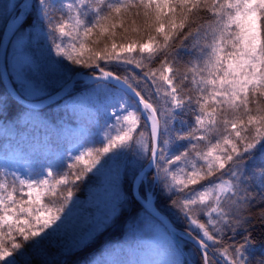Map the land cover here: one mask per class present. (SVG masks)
<instances>
[{"label":"snow or ice","instance_id":"1","mask_svg":"<svg viewBox=\"0 0 264 264\" xmlns=\"http://www.w3.org/2000/svg\"><path fill=\"white\" fill-rule=\"evenodd\" d=\"M0 22V119L82 138L63 170L0 169V264H115L128 234L160 264H264V0H0Z\"/></svg>","mask_w":264,"mask_h":264},{"label":"rangeland","instance_id":"2","mask_svg":"<svg viewBox=\"0 0 264 264\" xmlns=\"http://www.w3.org/2000/svg\"><path fill=\"white\" fill-rule=\"evenodd\" d=\"M7 52L12 73L15 75L12 68L11 48ZM102 124L103 121L99 123L92 121L89 124L87 133L89 139L99 140ZM72 127L75 128V126ZM29 139H33V142ZM81 142V135L75 130L57 136L54 133L46 134L43 130L33 129V134H29L24 129L19 130L12 121L7 120L5 123L3 119H0V168L27 176L51 166L54 159L61 158L67 161L66 152L73 151L76 145ZM96 146H100L99 143ZM33 150L41 157L35 158L32 154ZM91 197L92 187L85 199L76 198L87 207ZM53 247L55 246L53 245ZM111 247L113 251L106 258L114 261L115 264H160L165 258L162 254L139 250L136 248L134 239L114 243Z\"/></svg>","mask_w":264,"mask_h":264},{"label":"trees","instance_id":"3","mask_svg":"<svg viewBox=\"0 0 264 264\" xmlns=\"http://www.w3.org/2000/svg\"><path fill=\"white\" fill-rule=\"evenodd\" d=\"M2 30H3V23L0 22V37H1ZM46 44H47V42L45 41V48H46ZM9 48H11V45L10 44L8 46V49ZM6 67H7V70H8V73L10 75L11 80H13L14 74L12 73L11 66H10V59H8V58L6 59ZM5 89H6L5 84L2 81V78H1V75H0V92H3ZM18 111H19V109H17L16 111L11 112L9 114L7 120L14 121L15 118H16V115H17ZM186 119H188V118L186 117ZM17 127H18L19 130H23V129H26V128L30 127V126L29 125L25 126L23 123H21ZM177 127H179V124H177ZM36 156H38L37 153H36ZM65 162H66V160L57 158V159L54 160V163H53L52 166L58 167L61 170H63V166H64ZM258 162H259V160L256 161V163H258ZM91 187H92V185H90V184H82L81 187H80V189L76 192V197L77 198H80L81 200L82 199H85L86 196H87V194H88V191H89V189ZM159 206H160V208L164 212H166V213L169 212V209L165 206V203L163 202V200L160 201ZM132 239H134V238L132 237L131 234L123 235V236H118V237H115L114 238V243H118V242H122V241H127V240H132ZM256 241H257V247H256V250H255V256L257 258H259V256L261 255V253L264 252V249H261L259 247V226L258 225H257ZM28 254H31V250H29V253Z\"/></svg>","mask_w":264,"mask_h":264},{"label":"water","instance_id":"4","mask_svg":"<svg viewBox=\"0 0 264 264\" xmlns=\"http://www.w3.org/2000/svg\"><path fill=\"white\" fill-rule=\"evenodd\" d=\"M4 33V30H3ZM2 33V37L0 40V73H1V77L2 80L4 81V84L6 86L7 89H11L12 82L9 79V76L7 74L6 68H5V49H7L8 46V41L4 38V35Z\"/></svg>","mask_w":264,"mask_h":264},{"label":"bare ground","instance_id":"5","mask_svg":"<svg viewBox=\"0 0 264 264\" xmlns=\"http://www.w3.org/2000/svg\"><path fill=\"white\" fill-rule=\"evenodd\" d=\"M24 131L26 132V133H31V134H33V128L32 127H28V128H26V129H24ZM29 141H31V142H33V139H29ZM61 159V158H60ZM53 165V164H52ZM51 165V166H52Z\"/></svg>","mask_w":264,"mask_h":264}]
</instances>
